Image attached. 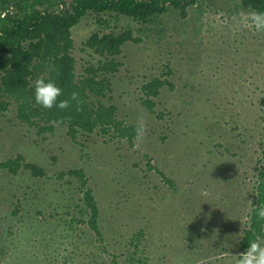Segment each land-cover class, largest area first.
I'll return each instance as SVG.
<instances>
[{
	"label": "rangeland",
	"instance_id": "1",
	"mask_svg": "<svg viewBox=\"0 0 264 264\" xmlns=\"http://www.w3.org/2000/svg\"><path fill=\"white\" fill-rule=\"evenodd\" d=\"M248 12L240 0H200L186 18L90 13L72 29L78 77L101 59L84 45L92 34L130 29L140 39L116 57L109 95L94 97L127 125L146 123L135 145L99 130L40 133L0 88V102L11 101L0 111V163L21 154L47 173L0 166V264H235L264 140V32L247 27ZM155 77L173 87L151 111L143 85ZM79 168L103 240L87 224L80 182L66 175Z\"/></svg>",
	"mask_w": 264,
	"mask_h": 264
},
{
	"label": "trees",
	"instance_id": "2",
	"mask_svg": "<svg viewBox=\"0 0 264 264\" xmlns=\"http://www.w3.org/2000/svg\"><path fill=\"white\" fill-rule=\"evenodd\" d=\"M200 0H0V75L1 90L5 97L16 103L17 118L40 133L53 132L55 126L66 127L68 135L76 139L79 134H92L99 130L110 140L122 138L132 144L137 125H127L117 116V107L95 101L112 91L108 75L118 72L121 63L116 59L128 42H138L132 30L120 33L96 32L84 45L101 59L85 67L82 77L77 75V60L72 29L88 14L116 13L141 22H148L170 9L186 18L188 10ZM246 10L264 11V0H240ZM108 24L106 19L103 20ZM40 76L53 80L63 90L60 100L70 99L76 92L82 104L71 101L64 110L45 109L36 104L34 81ZM173 87L167 79L155 77L145 85L144 104L154 111V98L162 88ZM11 101L0 102V111L8 110ZM62 122V123H61ZM3 169L17 174L21 169L34 176L44 177L45 169L29 163L21 154L0 163ZM257 183L250 221L240 241L239 255L246 252L249 242L256 236L264 237V220L257 216L256 206L264 205V140L257 158ZM74 176L81 184L83 202L89 214L88 226L98 239L103 240L100 227V207L89 186L84 169H71L66 175ZM163 174V173H161ZM65 176L61 173L60 177ZM164 176V175H163ZM238 255V256H239Z\"/></svg>",
	"mask_w": 264,
	"mask_h": 264
},
{
	"label": "clouds",
	"instance_id": "3",
	"mask_svg": "<svg viewBox=\"0 0 264 264\" xmlns=\"http://www.w3.org/2000/svg\"><path fill=\"white\" fill-rule=\"evenodd\" d=\"M247 27L257 32H264V11L252 10L248 12ZM33 88L36 104L45 109L58 107L64 110L70 107L71 101H76L78 108L82 104L79 94L76 92L71 94L70 99L60 100L59 98L63 95L62 88L44 76H40L34 81ZM146 130V123L142 119H138L134 145L136 141H142ZM256 209L258 218L264 220V205L256 206ZM235 257V264H264V237L256 236L249 242L246 252Z\"/></svg>",
	"mask_w": 264,
	"mask_h": 264
}]
</instances>
